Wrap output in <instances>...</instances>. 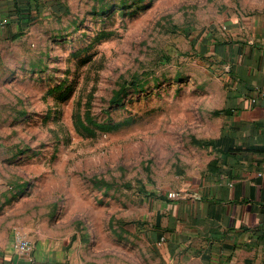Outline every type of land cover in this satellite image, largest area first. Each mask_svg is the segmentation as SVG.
<instances>
[{"label": "rangeland", "instance_id": "1", "mask_svg": "<svg viewBox=\"0 0 264 264\" xmlns=\"http://www.w3.org/2000/svg\"><path fill=\"white\" fill-rule=\"evenodd\" d=\"M0 44V235L163 264L164 196L212 165L222 88L199 36L264 0H66Z\"/></svg>", "mask_w": 264, "mask_h": 264}, {"label": "crops", "instance_id": "2", "mask_svg": "<svg viewBox=\"0 0 264 264\" xmlns=\"http://www.w3.org/2000/svg\"><path fill=\"white\" fill-rule=\"evenodd\" d=\"M66 0H0V44ZM222 88L212 165L164 196L149 231L163 264H264V11L223 20L199 36ZM0 264H94L81 241L46 236L18 255L0 235Z\"/></svg>", "mask_w": 264, "mask_h": 264}, {"label": "built area", "instance_id": "3", "mask_svg": "<svg viewBox=\"0 0 264 264\" xmlns=\"http://www.w3.org/2000/svg\"><path fill=\"white\" fill-rule=\"evenodd\" d=\"M175 192L169 193V197H176ZM11 247L14 253L18 255H28L33 249V241H31L24 232L15 229L10 234Z\"/></svg>", "mask_w": 264, "mask_h": 264}, {"label": "trees", "instance_id": "4", "mask_svg": "<svg viewBox=\"0 0 264 264\" xmlns=\"http://www.w3.org/2000/svg\"><path fill=\"white\" fill-rule=\"evenodd\" d=\"M66 9V8H65ZM65 9H63V10H61L60 12H63V11H65ZM60 12H57V13H60ZM18 36V35H17Z\"/></svg>", "mask_w": 264, "mask_h": 264}]
</instances>
